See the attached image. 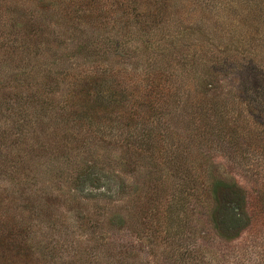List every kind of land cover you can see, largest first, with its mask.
Listing matches in <instances>:
<instances>
[{
    "label": "rangeland",
    "instance_id": "1",
    "mask_svg": "<svg viewBox=\"0 0 264 264\" xmlns=\"http://www.w3.org/2000/svg\"><path fill=\"white\" fill-rule=\"evenodd\" d=\"M157 1L0 0V264H264V17Z\"/></svg>",
    "mask_w": 264,
    "mask_h": 264
},
{
    "label": "trees",
    "instance_id": "2",
    "mask_svg": "<svg viewBox=\"0 0 264 264\" xmlns=\"http://www.w3.org/2000/svg\"><path fill=\"white\" fill-rule=\"evenodd\" d=\"M155 1H157V0H155ZM242 1H248V3H246L247 11L244 14L245 18L254 17L255 15L264 17V0H242ZM197 2H200L201 5L204 4V5H202L203 7L201 8V10H205V9L208 10L209 9L210 10L209 12H212L213 11L212 8L215 7L214 3L220 4V5L222 4L225 7L226 4H231L232 0H197ZM211 2H212V4H211ZM157 3H158V5L155 7V10L156 11L158 10L159 12L155 13L154 15L160 16L163 14L161 11H163L164 13L167 11L168 5L166 2H163L162 0H158ZM260 3H262V4L260 5ZM210 4H211V6H210ZM244 17H241V18H244ZM224 51H225V53L227 52V50H224ZM108 76L109 75H104V76L100 77L99 80H96L95 78H91L90 81L88 80V78H86L85 80H82L83 81L82 86L86 87L85 91H84L85 95H86V93L90 94L91 92H94L98 98H95V100L93 101L94 103H96V106L93 110L86 108V106L89 105V103H92L91 100H89L88 98H85L84 100H82L81 101L82 106L78 109L77 114L83 115L84 113L82 111L84 108H86L87 110H89L90 113L94 112L93 114L94 115L96 114V116H98L100 114L98 113V111H95L96 108L98 107V104H100V106L104 107L105 109H109L110 107H112L114 109L117 106L118 108L125 110V108L127 107V99L125 97H123V94L127 90H124V89L119 90V88L117 89V87L114 86L113 83L109 80ZM122 85L120 84L119 86H122ZM123 88H126V87L123 86ZM81 108H83V109H81ZM101 112H103V111H101ZM79 115H77V116L79 117ZM84 118L85 119L87 118L86 113L84 115ZM88 120L91 121V118L88 117ZM97 128H99V127H97ZM205 135H207V134H205ZM209 135H211V133ZM230 181H232V180H230ZM237 186L238 185H234L232 183H231V185H229L228 181L225 179H224V181H222L220 179H215L214 182L210 185L212 193H217V190L219 187H225L226 189H228L230 194L232 196H234L235 202H237L236 199H238V198L240 200V194H238V192H237L240 188ZM235 219L236 218L234 216H231L230 218H228V216H227L223 222L225 224L230 222V224H231V222L233 223Z\"/></svg>",
    "mask_w": 264,
    "mask_h": 264
}]
</instances>
